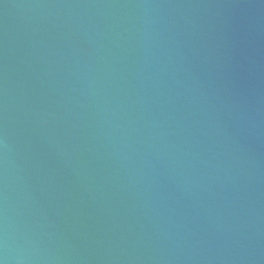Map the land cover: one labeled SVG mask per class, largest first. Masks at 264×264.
Listing matches in <instances>:
<instances>
[{
	"label": "water",
	"instance_id": "95a60500",
	"mask_svg": "<svg viewBox=\"0 0 264 264\" xmlns=\"http://www.w3.org/2000/svg\"><path fill=\"white\" fill-rule=\"evenodd\" d=\"M0 264H264V0H0Z\"/></svg>",
	"mask_w": 264,
	"mask_h": 264
}]
</instances>
